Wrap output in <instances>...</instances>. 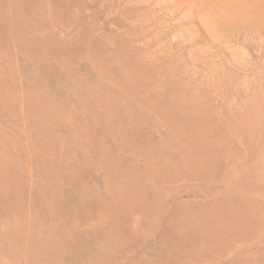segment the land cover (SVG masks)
<instances>
[{"label": "rangeland", "instance_id": "rangeland-1", "mask_svg": "<svg viewBox=\"0 0 264 264\" xmlns=\"http://www.w3.org/2000/svg\"><path fill=\"white\" fill-rule=\"evenodd\" d=\"M0 264H264V0H0Z\"/></svg>", "mask_w": 264, "mask_h": 264}]
</instances>
